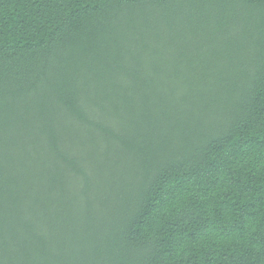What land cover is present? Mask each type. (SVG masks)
<instances>
[{
    "label": "trees",
    "instance_id": "obj_1",
    "mask_svg": "<svg viewBox=\"0 0 264 264\" xmlns=\"http://www.w3.org/2000/svg\"><path fill=\"white\" fill-rule=\"evenodd\" d=\"M0 264H264V0H0Z\"/></svg>",
    "mask_w": 264,
    "mask_h": 264
}]
</instances>
